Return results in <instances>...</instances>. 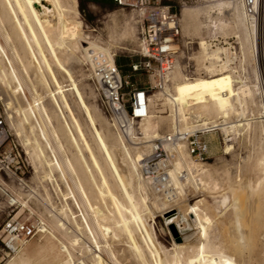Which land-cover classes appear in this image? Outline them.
I'll list each match as a JSON object with an SVG mask.
<instances>
[{"label": "bare ground", "instance_id": "6f19581e", "mask_svg": "<svg viewBox=\"0 0 264 264\" xmlns=\"http://www.w3.org/2000/svg\"><path fill=\"white\" fill-rule=\"evenodd\" d=\"M225 6L228 7V12L223 11ZM201 14H205L206 24L201 22L199 18ZM243 15L245 12L241 0H218L204 10L183 12L184 34H189L193 29L200 38L201 48L198 43L200 51L197 59L202 63L199 68L205 70L207 75L191 78L184 74L179 66V59L184 54L181 48L172 75V88L154 95L157 101L161 100L159 96L164 97V105H168L173 113L175 112L176 115L172 117L177 118V123L172 131L178 128V120H180V128L184 130H195L208 121L218 124L221 120L222 132L235 136L241 133L242 128L251 129L258 123L253 121L255 119L246 118L245 108L248 100L254 97L256 84L254 86L244 81L243 54L246 57V50L250 47L254 49L248 59L255 67L254 80L258 87L256 89L258 95L262 96L264 76L259 68V31L256 23L245 15V19L251 24L246 25ZM132 25L133 34L139 35L138 22L133 20ZM203 28L208 34L219 32L224 35L231 33L237 35L243 54L240 46L233 45L229 39L222 42L216 37L205 41L202 37ZM212 29L215 30L212 32ZM8 30L11 32L9 33ZM127 30L128 28L124 31L125 34ZM11 33L17 35L19 39L24 36L29 39V45H32L36 56V68L33 66L35 72L43 70L37 73L38 76L34 71L30 73L28 68L25 69L26 66H23L25 79L15 67L7 46L12 40ZM210 41L217 43L213 45ZM104 45L85 34L77 0H0V100L4 103L12 132L19 138L34 165L35 182L48 195L49 189L47 190L46 183L52 179L55 172L58 173L67 183L69 192L67 191L68 194L65 195V201L67 202L71 196L79 208L80 216L71 211L68 203L61 209H54L57 215L63 216L57 220L56 228L59 232H63L76 253V255L69 254L71 260L68 264L80 255L87 257L84 264H237L234 255L229 254L221 245H216L215 241L219 239L218 230L210 210L214 208L219 211L233 199L231 209L228 208L238 214L239 208L242 207L241 203L250 200V197H245L246 200L242 198L243 202H240L241 197L238 200L240 193L243 191L245 193L246 190L251 196L259 189L264 193V139L262 149L257 156L251 160L242 159L239 164H234L235 172H231V167L225 173L223 182L212 176L211 170L207 168L208 164L196 163L188 153L186 144L181 143L178 148L179 156L170 170L173 183L179 189L181 196L174 204L167 203L153 193L139 170V162L144 154L149 152L151 142L161 136L159 122L156 121L158 117L153 112V107L156 106L155 100L150 99L149 116L138 124L140 137L136 136L138 134L135 126L124 119L121 123L125 126V131L118 128L121 133L129 136V140L136 143L137 147L134 148L136 154L134 153L133 156V152H129L126 148L125 137H115L112 131L110 132L108 121H105L106 134L97 131L95 117L92 116L93 113L91 115L87 111V104L77 90L72 72H69V65L72 63H77L78 69L85 65L84 61L88 65L91 49L103 51L108 55L114 52V44ZM141 49L146 52L142 45ZM58 75H61L65 81L60 82ZM41 80L49 81L50 89L46 95L38 91L37 85ZM70 91H75L79 100L77 103L85 113L86 120L94 132L98 150L105 154V159L99 160L92 152L67 99L66 93ZM49 102L55 103L56 108L60 112H65L71 120L84 149L88 152L91 168L83 164L85 161L80 150L72 159L66 153V148L48 112ZM192 115L201 120L190 123L188 117ZM27 129L34 134V139L31 136L24 138L23 130ZM49 134L52 135V139ZM233 149V145L227 144L225 154H230ZM249 168L255 171V173L253 171L255 180L245 179V170ZM67 172L75 175L74 186L68 182ZM182 172L185 173L184 180L179 176ZM23 183L24 181L21 180V184ZM232 187H236V190L233 188L235 191L231 190V192ZM75 190L83 200L87 213L82 210ZM229 191L231 194H227ZM92 192L95 197L91 196ZM189 192L209 195L213 203L203 197L194 204H188ZM225 193L231 195L232 199L228 196L222 197ZM105 198L109 200L106 209L99 205ZM168 209L179 210L176 215L168 219V225H176L181 233L188 229L193 233L181 241H177L174 237V249L170 256L163 258L164 255L162 257L157 253L154 259L150 247L153 243L147 232V226L156 211L162 213ZM89 212L93 215L92 219L88 218ZM229 213L231 215V212ZM220 218L221 216L219 220L222 219ZM232 218L236 232L233 237L238 243L231 244L236 251L247 245L248 237L242 229L240 216L235 215ZM41 224L42 221L39 225ZM190 239H194V243L197 244H192ZM140 243L143 245L142 248ZM144 247L149 248L148 250L146 248L147 253L144 252Z\"/></svg>", "mask_w": 264, "mask_h": 264}, {"label": "rangeland", "instance_id": "374dc122", "mask_svg": "<svg viewBox=\"0 0 264 264\" xmlns=\"http://www.w3.org/2000/svg\"><path fill=\"white\" fill-rule=\"evenodd\" d=\"M160 1L163 4L172 6L173 10L179 14V17L181 19L182 35H184L183 40L185 41V43L182 47L184 54L179 59L180 68L183 69L184 74H186L185 70H188V68H190V70L192 71L197 68V70L204 71L205 75L203 76H206V71L199 68L202 65L200 59H197L198 52L200 51L198 43L200 45L201 40L194 33L193 29L190 30L192 32H189V34H184L182 24L183 12L189 10H204L207 8V6L212 5L213 3L215 4L218 0ZM77 2L80 12V21L82 23V27L85 31V34L89 35L92 40L99 41V43H101L102 45H107L109 43L114 44L115 48L113 49V51L117 52L118 54V57L120 59L119 64L122 66L123 72L126 75H131V70L127 65L131 61L139 60V52H141L140 30L139 35L138 33L137 35H134V30H132V22L133 20L134 22H136V16L130 11L121 10L119 7L107 0H77ZM226 10L227 12L229 11L228 7H223V11ZM227 12L225 13L227 14ZM202 15L203 14H201L199 18L201 22L206 24L207 19L205 17V14L203 16ZM244 16L245 15H243V17ZM244 21L246 25H251L247 21V19H245V17ZM126 28H128V30L125 34L124 31H126ZM214 30L215 29H212V32ZM8 31L9 33L11 32L10 30ZM202 31V37L205 41L214 39L216 37H219V40L222 42L225 41V39H229V42L233 45L240 46V49L242 51L241 44L237 35L234 36L235 34L232 33L229 35H224L219 32H210L208 34L205 28H203ZM12 33V40L7 44L8 51L13 59L15 67L18 69L22 77L26 79V73L23 66H26L25 69L28 68L27 70L29 72L31 71L32 73H34L36 68V56L33 47H31L32 45H29V39L27 40V36H24L22 37V39H19L17 35H13ZM253 51L254 49L252 50L251 47L248 48L245 54L246 57H244L242 51L245 65L244 81L254 86L256 84L257 87V82H255L256 80H254L255 67L254 65L250 64L248 59L249 54H252ZM84 64L85 65L82 68L79 67L78 69L79 65L77 63H72L71 65H69V72H72L71 75L75 80L76 87L78 88L77 90L83 97L82 99L84 100L85 104H87V111L90 112L91 115L93 113L92 116L95 117L97 131L99 133L105 132L106 134L107 125L105 121H108V123L110 124V126L108 125V128L111 127L109 129L110 132L112 131L111 133L115 137H125L124 140L127 145V150H129V152L131 153L133 152L132 155L134 153L136 154L134 150V148L137 147V145H135L136 143L129 140V136L124 135L120 131L118 133L117 130L113 127L110 117L106 113L97 93L95 92L94 86L90 79L89 72L86 69L87 62L84 61ZM259 68L264 76V61L261 51ZM41 71L43 70H40L39 72ZM37 73L35 72L34 74L38 76ZM43 74L44 76H46L45 72H43ZM58 78L60 82L65 81V79H63L61 75H58ZM131 81L132 83H135L140 87H144L146 86L148 78L144 74H133ZM48 82V80L39 81L37 88L40 94L46 95L48 89H50ZM256 87H254V97L251 100H248L249 104L247 103L245 109L247 113L246 118L250 120L255 119L253 121H257L258 123L254 124L253 128L251 129L247 128L246 130H244L242 128L240 131L241 133L235 136L230 133L227 134L224 131L222 132V130L217 134L207 135L204 138L210 145L209 158L204 162H199L193 159L196 163L208 164L209 167L207 168L211 170L212 176L219 182H223L222 180L224 179L225 173L231 167V172H235L233 168L234 164H239L242 159L250 158L251 160V158L256 157L262 149V141L264 139V94L262 96L258 95ZM160 93H156L155 95H159ZM66 95L72 107V111L78 119L81 128L85 133L87 142L90 145L92 152L98 157L99 160L105 159V154L103 152L101 153L98 150V147L95 142L94 132L89 122L86 120L85 113L80 109L77 103L79 100L75 91L67 92ZM151 98L156 102V106L153 107V112L154 115L158 117L156 121L159 122V132L162 136L163 134L172 131L175 123H177V118L172 117L175 112L173 113V111L168 105H164V97L159 96V99H161L160 101H157V98H155V96ZM47 107L48 112L61 137L62 143L66 148V153L72 159L73 155H76L80 150V153L82 154L83 159L85 161L83 162V164H85V166L87 164V166H90L89 168H91L92 163L88 158V152L84 149L83 143L78 137L75 127L71 123V120L69 119L67 114H65V112H60L56 108L55 103L53 104L52 102H49ZM0 111L4 118V133L10 137L8 142H11L14 148L12 153L13 159H11L10 161L12 162V165L14 167L21 166V169L18 170L16 173H11L2 170L0 164V230L3 224L12 218L34 224H39L40 221H42V227H39L41 233H38L37 236L33 238L29 243H27V245L22 248L17 254L2 261L0 264H68V262L71 260L69 254L72 253L73 255H76V253L73 250L70 241L64 236L63 232H59L57 230V220L63 216L57 215L54 209H61L62 206L68 203L71 211L77 216H80L79 208L75 201L71 198V196H69L70 199L67 202L65 201V195H67L69 191L67 190V183L64 181V179L60 177L58 173L55 172L52 175V179L47 181L46 183L47 190L49 189L48 195L46 194L45 190L39 187V185L34 180V165L30 157L26 154L27 151L24 149V146L21 144L19 138L14 134V132H12V129L10 128L11 126H9L8 124L4 103L2 102V100H0ZM138 124L135 126L136 134H138L136 136L140 137L139 135L141 134V131L139 129L140 126ZM32 134L33 133H31L30 129L23 130L24 138L31 136V138L34 139V134ZM49 137L50 139H52L51 134H49ZM8 142L0 149V153L2 155H4L5 151L6 155L9 153V148L7 145ZM227 144H231L234 147L230 154H225ZM14 145L16 146V148L14 147ZM135 154L133 156H135ZM0 159H3V157H0ZM249 170H245V179L255 180V171L250 168ZM68 173L69 172L66 173V176H68L67 180L70 185L74 186V180L76 179V177L73 173ZM21 180L24 181L23 184H21ZM233 188L235 189L236 187H232L230 191L233 190ZM230 191L227 194H231ZM189 193L190 194L187 197L188 204H194L197 200L203 197H206V199L210 203H213V200L209 195H205L203 193ZM245 193L244 191L240 193L241 195H238L239 198L237 197L238 200L240 199V197V202H243L242 198L245 201V197H250V200H246V204L244 202L241 203L242 207L239 208L240 213L238 214H235V211H233V209L232 211L234 212V214H232L233 212L230 211L233 199L231 195L228 196L226 193L225 196L222 197L228 196L232 199L231 200L228 198V200H231V202L228 201V204L225 206L226 208L222 207L219 211L214 208L210 210V214L214 219L215 227L218 230L219 239L215 241V243L217 246L221 245L222 247H224L229 254L234 255L237 264H264V193L261 189L255 191L251 196H249L250 194H247L246 190ZM75 195L78 198V202H80L81 204L82 210L86 211L87 213V210L84 208L83 200L79 197L76 190ZM91 196L95 197L94 192L91 193ZM105 200H107V198H105ZM105 200L103 201L104 203L100 202L99 205L104 206L103 208L106 209L107 204L109 205V200ZM223 208L225 210H223ZM178 212L179 210L170 211V209L165 210L162 213L160 211H156L154 218L150 220L147 226V232L151 238V243H153V246H151L150 244V247L152 250L151 256H154V259H156L157 253L162 257L164 255L163 258H167L170 256V253L174 249V237L176 240L179 238L183 240L186 236H189L193 233L191 229L185 230L183 231V233H181L177 230L176 225H168V219L174 214L176 215ZM229 212H231V215ZM88 215V218H93L91 212H89ZM235 215L240 216V219L242 220L243 224L242 229L244 232L247 233L248 237L247 245L239 249L240 251L238 249L234 251L235 248H233L231 244L236 242L238 243V241H236L233 237L235 236L236 232L233 228L234 218L232 217H235ZM218 216H221L222 219L220 218L221 220H219ZM173 227L176 232L173 231ZM190 242L193 244L194 239H190ZM140 247H143L142 243H140ZM146 248L147 250L149 249L148 247H144L145 253H147ZM1 251L2 244L0 241V252ZM86 259V256L80 255L75 257L74 260L71 261V264H84L86 262Z\"/></svg>", "mask_w": 264, "mask_h": 264}, {"label": "built area", "instance_id": "2783aa9c", "mask_svg": "<svg viewBox=\"0 0 264 264\" xmlns=\"http://www.w3.org/2000/svg\"><path fill=\"white\" fill-rule=\"evenodd\" d=\"M107 1L136 16L141 45L146 49L145 53L140 49L139 60L131 61L129 64L131 75H123L122 67L117 63L119 58L117 52L108 55L103 51L91 49L89 53L86 69L103 108L119 133V129L125 131L122 119L134 126L141 123L149 116L151 97L172 88L173 71L184 44L180 17L172 6L163 4L160 0ZM241 1L245 15L257 25L259 48L264 61V0ZM210 42L213 45L217 43ZM185 73L191 78L205 75L204 71H198L197 68L193 71L188 68ZM133 74L146 75L148 78L146 86L140 87L132 83ZM188 120L192 123L201 119L192 115ZM221 123L219 120L218 124ZM218 124L208 121L195 130H184L180 128L178 120L177 129L151 142L149 152L145 153L139 162V170L153 193L170 204H174L180 198L179 189L174 185L170 174L172 164L179 156V145L185 143L188 153L196 161H206L210 155V145L204 137L220 132L222 126ZM9 139L10 137L4 133V118L0 111V149ZM7 145L9 153L7 155L6 151L4 155L0 153V157L4 159H0L1 168L6 172L16 173L21 166L12 165L10 160L13 159L14 148L11 142ZM14 147L16 148L15 145ZM179 176L181 180L185 179L184 172L179 173ZM39 226L14 218L6 221L0 230L2 244L0 263L17 254L41 233Z\"/></svg>", "mask_w": 264, "mask_h": 264}, {"label": "trees", "instance_id": "16d2710c", "mask_svg": "<svg viewBox=\"0 0 264 264\" xmlns=\"http://www.w3.org/2000/svg\"><path fill=\"white\" fill-rule=\"evenodd\" d=\"M119 60H120V59L118 58V59H117V63H118V65H120V64H119ZM130 63H131V62H129V64H130ZM129 64H128L127 66L130 68ZM120 66H121V65H120ZM121 67H122V66H121ZM122 73H123V75H126V74L123 72V69H122Z\"/></svg>", "mask_w": 264, "mask_h": 264}, {"label": "water", "instance_id": "95a60500", "mask_svg": "<svg viewBox=\"0 0 264 264\" xmlns=\"http://www.w3.org/2000/svg\"><path fill=\"white\" fill-rule=\"evenodd\" d=\"M173 231L176 232V231L174 230V227H173ZM177 241H181V239L179 238V239H177Z\"/></svg>", "mask_w": 264, "mask_h": 264}]
</instances>
